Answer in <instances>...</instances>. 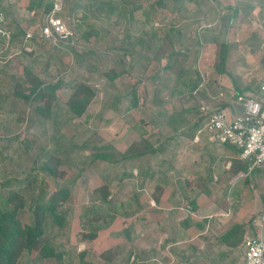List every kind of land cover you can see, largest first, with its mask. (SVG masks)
<instances>
[{
    "label": "rangeland",
    "instance_id": "obj_1",
    "mask_svg": "<svg viewBox=\"0 0 264 264\" xmlns=\"http://www.w3.org/2000/svg\"><path fill=\"white\" fill-rule=\"evenodd\" d=\"M36 1L39 0L0 1L7 27L14 35L6 52L11 57L6 55L10 58L0 65V184L6 186L5 191L13 190L22 196L24 207L18 209L21 225L32 223V207L37 203L33 200L40 190L43 192L39 204L46 203L59 188H67L68 194L63 202H59L61 207L58 210L64 212L62 225H53L51 217L45 213L43 235L27 255L23 251L17 264H27V261L31 264H80V254H83V261L92 264H157L164 258L161 236L169 227L174 229L180 207L186 210L188 204L187 199H179L170 193L174 188L159 191L160 186L170 184L164 180L169 171L171 175L183 176V169L189 168L183 163L189 164L190 158L198 156V150L176 151L174 144L177 141L172 144L168 141L163 143V146L167 144L162 149L164 152L160 149L142 159L115 165L104 161L87 165L91 149H82L81 145L93 141L97 145H110L114 152L123 153L142 135L150 141L155 138L157 144L172 135L170 131L177 124L166 122L165 127L161 122L163 118H157V112H154L165 110L161 117L169 112H180L178 94L173 93L174 76L161 69L164 59L159 63L152 59L156 44L164 53L170 49L188 51L191 59L196 58L194 66L199 64L196 71H200L204 80L201 79L200 83L202 91L195 95L199 101L192 100L193 108L195 105L199 108L202 99L214 106L232 105L234 91L224 89L216 80L220 75L214 71L212 60L215 44L223 43L228 35V39L232 35L242 37L252 54L261 50L252 58L251 55L243 60L239 58L245 62L244 68L251 69L257 65V69H261L259 72L257 69L245 72L237 67L239 73L246 75L248 90L257 89L260 79L264 78V75L261 77L264 67L259 68L258 65V59H264V0H53L54 6H60L57 13L62 17L59 18L65 32H75L76 22L73 21L79 22L81 11H84L87 23L100 33L97 40L75 44L77 53L88 47L84 63L78 62L70 46L67 48L57 40L39 36L46 12L44 5L35 6ZM45 1L41 0V3ZM108 1L115 6L111 14L108 13ZM160 1L163 7L157 4ZM78 3L81 8L76 7ZM99 3L104 5L98 13L96 7ZM131 10L139 20L147 16L151 21L145 34H140L145 31L142 30L144 27L140 29L135 24L131 27L128 20ZM21 28L37 32V36L25 44ZM162 28L173 31L172 43L167 40L156 43V39L149 43L150 36ZM257 36L261 37L260 42ZM139 37L145 43L149 41L148 46L143 49L135 47L134 50L130 45ZM29 64L42 82H62L60 89L55 91L53 102L50 97L33 102L15 96V89L28 94L29 84L23 76V69ZM110 70L120 73L112 82L104 75ZM215 75L216 78L212 79ZM230 76L227 73V77ZM79 81L90 85L95 95L78 118L67 113L64 103ZM230 82L233 86L240 80L233 79L232 75ZM133 92L137 97L135 107L130 104ZM46 104L54 105L48 119L34 111L36 106L44 107ZM57 105L59 112L55 111ZM197 115L196 111L186 114L187 125L192 123L189 127L196 125ZM202 117L203 122L197 124L201 128L205 123L204 115ZM182 132L179 130L177 134ZM153 135L155 137L152 138ZM48 156L58 159L55 179L44 178L37 171ZM161 157L164 164L160 163ZM174 165L178 167L177 172ZM28 178L30 180L25 181ZM252 178L257 181V194L262 195L261 174ZM103 187L107 194L105 201L101 200L103 189L98 190ZM183 189L187 190L185 186ZM164 191L168 193L164 195ZM0 192L4 194L2 189ZM158 194L159 198L163 196L161 202L152 203ZM162 205L178 211L170 219L172 224L162 222ZM84 234H95V237L85 238ZM45 243L61 254L59 263L38 257V250ZM151 257L153 261H150Z\"/></svg>",
    "mask_w": 264,
    "mask_h": 264
},
{
    "label": "crops",
    "instance_id": "obj_2",
    "mask_svg": "<svg viewBox=\"0 0 264 264\" xmlns=\"http://www.w3.org/2000/svg\"><path fill=\"white\" fill-rule=\"evenodd\" d=\"M18 22L16 20V23ZM228 36L223 42L227 47L224 65L225 74L220 75L216 80L226 90H233V93H236L242 89V94L239 95H251L256 89L248 90L249 85L245 82V73H239L237 69L240 67L245 72L248 70L253 72L258 67L255 65L251 69L244 68L243 64L245 62L239 61V58L243 60L248 55H251L250 57L252 58L254 54L258 55L261 50L258 49V52L256 50L252 54V50L246 46V42L242 37L238 38L232 35L228 39ZM257 40L260 42L261 37L257 36ZM212 60L214 61V59ZM263 64L264 59H258L259 68L264 67ZM198 66H196L197 69H199ZM260 70L257 69V72ZM198 72L201 79L204 80L199 70ZM227 73L231 76L233 75V79L240 80V82L234 83L231 86L232 81L230 82V78L232 77H227ZM263 75L264 73L261 77ZM214 78H216V75L212 79ZM243 88H247V90L243 91ZM197 92L195 91L192 94L196 95ZM226 100L228 101V99ZM233 102L232 105L226 103L217 106L222 110L236 114L239 112V107ZM211 104L213 105V103ZM154 112H157L158 115L160 113L159 117H161L165 113V110L162 109ZM186 117L185 114L184 118ZM191 124L187 125L185 122V124H180L177 127L178 129L175 134L181 140L175 137V128H173L170 131L172 135L167 136L159 143L162 150L165 145L167 146V144L163 146L164 142L167 143L169 141L172 144L177 141L174 144L176 151L177 149L198 150L199 154L196 157L190 158L189 164L183 163V165L189 166L188 169H183L181 172L183 176L178 177L176 176L177 174L171 175L172 172L170 171L167 172L168 174L166 173V176L164 175V180L170 184L168 186H160L159 191L172 187L174 190H171L170 193H173L179 199H187L188 204L186 203V210L180 207L181 211H176L178 212V218L174 229L169 227L168 231H165L161 236L164 258L157 264H240L242 260L241 243L243 238L248 234H252L264 239V225L259 223V215L262 212L263 206L262 195L257 194L256 191L258 189L255 185L257 181L252 178V176H256L258 173L254 170L249 171V163L239 158L236 148L230 145L211 142L207 132L203 129L204 124L202 128L201 126L198 128L189 127ZM164 126L167 127L166 125ZM179 130H183L184 132L177 134ZM162 152L164 151L162 150ZM163 161L164 158L161 157L160 163L164 164ZM174 167L177 172V165H174ZM184 186L187 190L183 189ZM163 193L166 195L168 192L164 191ZM188 193L190 195H187ZM162 197L160 196L159 198L158 194L155 197L156 202L153 200L152 203L159 204ZM193 206L194 208H192ZM161 208L163 212L160 213L164 215L162 222L168 225L172 224L170 219L176 212L167 205H162ZM232 228L237 232V235L233 240L226 241L225 234ZM147 231L149 232V229ZM239 231L241 233L244 232L242 238L238 234ZM153 260L151 257L150 261ZM139 263L142 264V262Z\"/></svg>",
    "mask_w": 264,
    "mask_h": 264
},
{
    "label": "trees",
    "instance_id": "obj_3",
    "mask_svg": "<svg viewBox=\"0 0 264 264\" xmlns=\"http://www.w3.org/2000/svg\"><path fill=\"white\" fill-rule=\"evenodd\" d=\"M39 1L35 2V6L40 7L41 5H44L43 9H45L46 16L50 14L54 5L53 0H46L44 4L41 3V0ZM157 4L160 5L161 7L164 6L162 1H160ZM103 5L104 4L101 3L97 4L96 8L98 9V13L101 10L100 7H102ZM76 7L81 8L82 5L78 3L76 4ZM107 7L109 14L114 12L115 6L111 5L110 1H108ZM0 9L2 8L0 7ZM132 10L128 14L129 15L128 20L132 24L131 27H133V24H135L140 29L144 27V29L142 30L145 31L144 32L141 31L142 33L140 34H145L149 30V27L147 26L150 25L151 21H149V18L147 16H144L143 19L139 20L137 14ZM81 14L82 16L78 20L79 22L75 20L73 21L76 22L74 24L75 32L73 31L72 33L70 31L71 34L64 39L59 38V36L55 34L53 35L56 37L58 43H62L67 48L70 46L71 52L74 54V56L78 57V62L84 63L86 60V55L89 52L88 47L85 50H83L82 53H77L75 51V44H77L79 41H83L87 43L90 42L89 40L92 39L97 40L100 37V33L96 29H94V27H91L92 26L91 24L87 23V19H88L87 14L84 11H81ZM56 16L61 17L60 14L58 13L56 14ZM16 26L19 27L18 24H16ZM157 31L159 33L150 36L149 38L150 42L147 41V43H145L146 41H144L143 39H141V37H139L132 42L130 47L134 48V50L135 47H138V49L139 48L143 49L146 46H148V42L152 43L153 39H156L155 40L156 43L158 42L163 43L166 40L170 44L172 43L173 39L171 38L172 37L171 32L173 33V31L166 30V28H162L161 31L160 30ZM157 46L158 45L156 44V48L153 51L154 53L152 54V59L155 60L156 63H159L160 59L165 60V63L161 67V69L167 72H171V74L175 78V86L173 93L178 94L176 98L179 99L178 101L180 102V110H181L179 113H173L168 115L165 114V116H163L162 119L163 120L162 124L166 125V122L170 125L176 123L178 127V125L180 124H185L186 122L184 118L185 114H188L192 111H196L198 112L197 115L198 118L194 128H197L199 126L197 124L203 122V117L198 106L195 105L194 106L195 109L192 106L193 104L192 100L198 99V97L193 95L192 93L195 91H202V89L200 90V88L202 87L201 86L202 84H200L202 80L199 73L196 71V67L194 66L196 65V58L191 59L190 57L191 55L188 53V51H174L173 49H170L167 53H164L161 51V48ZM215 46H216V50H215L213 68L214 71L217 73V75H222L223 73H225L224 65L226 60L227 47L225 43H218L215 44ZM32 69L33 67L30 64L23 69L24 70L23 76L25 79H27L28 81L27 83L29 84L28 94L25 95L20 90L18 91L17 89H15L14 90L15 96L24 99L26 101H33V102L44 101L47 97H50L53 102L55 100V91L57 89H60V87L62 86L61 84L62 82L58 80L56 83H44L39 78V76L34 74ZM189 72H192L193 74H189ZM104 75L106 76L109 82H112L119 77L120 73H116L115 71L113 72L110 70L106 74L104 73ZM16 85H18V83ZM236 89L239 90L238 87H236ZM241 90L236 92L235 94L236 95L242 94ZM244 90H247V88H243V91ZM94 95H95L94 89L90 85H88L85 81L77 82L69 98L64 103L67 113H69L71 117H78V118L81 117L84 114L90 102L92 101ZM130 104L134 107L137 104V97H136V93L134 92L132 93ZM53 106L54 105L51 104H46L44 105V107L36 106L34 108V111L42 118L48 119L49 116L51 115V108ZM59 108H60L59 105H57V108L55 107V111L59 112ZM158 108L160 109L161 106L158 105ZM159 115L157 113L156 117L159 118ZM177 127L174 129V132L178 129ZM142 136L140 137L139 141L132 143V145H130L127 148V150L123 153L114 152L110 145H97V142H93V141L88 143V145L83 144L81 145L82 149L84 148L91 149V153L89 155L88 162L86 164L88 165L96 161H104L106 164L115 165L124 161L127 162L129 160L142 159L145 158V156L154 155L158 150H160V146L159 144H157L155 138L154 140L150 141L151 139H148L147 137H145L144 139ZM153 137H155V135H153L152 138ZM57 164H58L57 158L53 156H48L42 161L37 171L41 172L42 177L44 178L55 179L58 173ZM84 166L85 164L83 165V167ZM254 171L260 174L259 169H255ZM27 180L30 179L28 178L25 181ZM1 189L3 190L4 194L1 195L0 192V264H17L22 259L21 256L23 251H26L25 255H27V253L30 252L36 240L43 235L44 228L42 224L44 222L43 215L45 213L51 217L53 225L55 226L62 225L64 212L63 211L59 212L58 209L59 207H61L59 205V202H63L65 200V197L67 196L68 192H67V188L65 187L59 188L57 193L52 195L46 203L39 204L38 201L41 200L42 198L41 195L43 192L42 190H40V192L37 195L38 197L35 200H33V202H37V203L34 204L32 207V223L30 225H21L18 219V209L24 207V200L22 196L13 190L9 192L5 191L6 186H4V184L3 185L0 184V190ZM104 189L105 187L98 189L99 191H102L101 194L102 201H105L107 196ZM262 200H263V195H262ZM192 208H194V206ZM233 228L228 233L225 234L226 241L233 240V238L236 237L237 232ZM241 231H239L238 233L240 238H242L244 233V232L241 233ZM84 236H86L85 238H94L95 234H88V235L84 234ZM38 257L41 259H53L57 263L61 261V254L56 253V251L51 247L49 243H45L39 248ZM79 257H80V264H92L83 261L82 259L83 254H80ZM135 263L133 262L132 264ZM27 264H31V262L27 261ZM136 264H140V263H136Z\"/></svg>",
    "mask_w": 264,
    "mask_h": 264
},
{
    "label": "built area",
    "instance_id": "obj_4",
    "mask_svg": "<svg viewBox=\"0 0 264 264\" xmlns=\"http://www.w3.org/2000/svg\"><path fill=\"white\" fill-rule=\"evenodd\" d=\"M59 1V0H58ZM61 4V3H59ZM54 6V5H53ZM60 6H54L45 17L39 36L44 39L57 40L53 35L64 39L70 31L65 32L63 21L56 16ZM23 43L30 42L37 32L22 29ZM14 37L7 27L5 15L0 9V65L11 57L9 50ZM27 48V47H26ZM28 49V48H27ZM6 55L10 57L7 58ZM234 104L239 107L236 114L212 106L205 100L200 101L199 110L205 117L203 129L211 142L226 144L236 148L239 158L249 163V171L259 169L262 175L263 206L259 223L264 225V78L254 93L248 96L232 94ZM242 260L240 264H264V239L246 235L241 243Z\"/></svg>",
    "mask_w": 264,
    "mask_h": 264
},
{
    "label": "clouds",
    "instance_id": "obj_5",
    "mask_svg": "<svg viewBox=\"0 0 264 264\" xmlns=\"http://www.w3.org/2000/svg\"><path fill=\"white\" fill-rule=\"evenodd\" d=\"M199 105H200V103H199ZM226 145V144H225ZM239 152V151H238ZM262 176V175H261ZM262 195H263V193H262Z\"/></svg>",
    "mask_w": 264,
    "mask_h": 264
}]
</instances>
